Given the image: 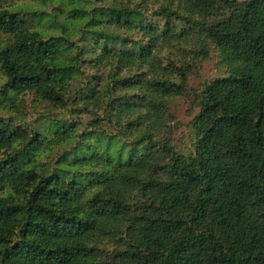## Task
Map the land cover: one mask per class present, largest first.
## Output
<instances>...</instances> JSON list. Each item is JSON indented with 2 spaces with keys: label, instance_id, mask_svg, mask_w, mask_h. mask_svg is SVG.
<instances>
[{
  "label": "clouds",
  "instance_id": "9594fccd",
  "mask_svg": "<svg viewBox=\"0 0 264 264\" xmlns=\"http://www.w3.org/2000/svg\"><path fill=\"white\" fill-rule=\"evenodd\" d=\"M0 169V264H264V0H0Z\"/></svg>",
  "mask_w": 264,
  "mask_h": 264
},
{
  "label": "trees",
  "instance_id": "16d2710c",
  "mask_svg": "<svg viewBox=\"0 0 264 264\" xmlns=\"http://www.w3.org/2000/svg\"><path fill=\"white\" fill-rule=\"evenodd\" d=\"M12 19L15 20V17H12ZM42 46H43V45H41V47H42ZM45 52H46V51H45ZM4 163H5V165H7V164H8V161H5ZM0 171H3V169H0ZM52 179H53V178L50 177L49 180H48V182L50 183V182L52 181ZM41 191H43V189H41ZM41 255H43V253H41ZM52 255H53L52 253H49V254H48V257H46L45 259H46V260H50V259L52 258Z\"/></svg>",
  "mask_w": 264,
  "mask_h": 264
},
{
  "label": "rangeland",
  "instance_id": "374dc122",
  "mask_svg": "<svg viewBox=\"0 0 264 264\" xmlns=\"http://www.w3.org/2000/svg\"><path fill=\"white\" fill-rule=\"evenodd\" d=\"M45 54H47V50H46Z\"/></svg>",
  "mask_w": 264,
  "mask_h": 264
}]
</instances>
